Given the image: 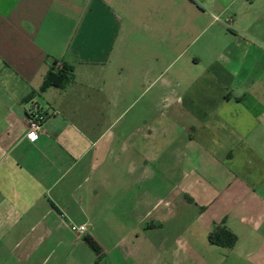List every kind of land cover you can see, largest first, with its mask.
Returning a JSON list of instances; mask_svg holds the SVG:
<instances>
[{
    "label": "crops",
    "instance_id": "crops-1",
    "mask_svg": "<svg viewBox=\"0 0 264 264\" xmlns=\"http://www.w3.org/2000/svg\"><path fill=\"white\" fill-rule=\"evenodd\" d=\"M55 63L72 81L39 92ZM121 76L155 90L159 139L151 125L110 130L121 116L105 90ZM32 107L47 115L34 141ZM154 184L195 205L209 234L235 235L211 243L225 264H264V0H0L4 264L97 263L117 195L139 188L147 203Z\"/></svg>",
    "mask_w": 264,
    "mask_h": 264
},
{
    "label": "rangeland",
    "instance_id": "rangeland-1",
    "mask_svg": "<svg viewBox=\"0 0 264 264\" xmlns=\"http://www.w3.org/2000/svg\"><path fill=\"white\" fill-rule=\"evenodd\" d=\"M77 81L82 82L80 77H77ZM120 81L114 90H105V98L110 101H106V106L114 117L121 116L115 124L109 122L110 125L114 124L110 130L128 133L137 127L142 132H148L151 125L154 136L159 139L161 126L165 123L155 115L151 116L148 105L150 100H155V90H147L145 84L138 83L130 88L127 80L122 78ZM132 116H136L135 121L131 119ZM107 163H110V159H107ZM153 168L152 172L156 173L157 170ZM140 174L141 170L137 175ZM119 178H129L126 168ZM152 188L153 196L147 203H144L139 188L131 196L124 191L117 195L114 212L118 215L105 224V227H115L113 233L96 235L101 239L107 256L91 264H225L227 252L216 248L209 240V225H205L208 218H197L198 208L195 205L179 201L176 196L166 197L165 192L169 187H156L154 184ZM140 200L143 202L139 203ZM148 212L150 217L144 218ZM160 214L163 221L159 222L157 217ZM141 222L144 224L139 225ZM84 247L95 256L88 245ZM84 262L89 264L87 259ZM0 264H4V231L1 226Z\"/></svg>",
    "mask_w": 264,
    "mask_h": 264
},
{
    "label": "trees",
    "instance_id": "trees-1",
    "mask_svg": "<svg viewBox=\"0 0 264 264\" xmlns=\"http://www.w3.org/2000/svg\"><path fill=\"white\" fill-rule=\"evenodd\" d=\"M56 63L51 67L48 72L44 83L39 92H44L50 87L61 88L63 85L70 83L72 81L71 73L72 69L63 65L59 71H55ZM35 92L31 93L28 98L25 100L26 102L30 100L34 96ZM209 240L212 244L223 245V240L226 241L228 247H233L236 242V237L230 231H228L225 227L216 228L209 236ZM84 241L90 247V249L97 255L101 253V249L96 241L90 237L85 236Z\"/></svg>",
    "mask_w": 264,
    "mask_h": 264
},
{
    "label": "built area",
    "instance_id": "built-area-1",
    "mask_svg": "<svg viewBox=\"0 0 264 264\" xmlns=\"http://www.w3.org/2000/svg\"><path fill=\"white\" fill-rule=\"evenodd\" d=\"M47 115L40 109L30 108L28 116L29 131L26 135L27 139L34 141L37 137L44 132V124L46 122ZM70 230L78 236H83L86 233V226H70Z\"/></svg>",
    "mask_w": 264,
    "mask_h": 264
}]
</instances>
